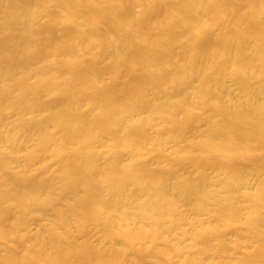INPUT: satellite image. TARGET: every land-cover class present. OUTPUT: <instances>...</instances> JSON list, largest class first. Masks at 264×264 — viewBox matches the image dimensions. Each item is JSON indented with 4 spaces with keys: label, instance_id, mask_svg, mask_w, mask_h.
<instances>
[{
    "label": "bare ground",
    "instance_id": "6f19581e",
    "mask_svg": "<svg viewBox=\"0 0 264 264\" xmlns=\"http://www.w3.org/2000/svg\"><path fill=\"white\" fill-rule=\"evenodd\" d=\"M0 264H264V0H0Z\"/></svg>",
    "mask_w": 264,
    "mask_h": 264
}]
</instances>
